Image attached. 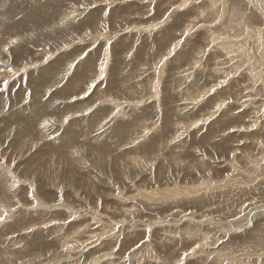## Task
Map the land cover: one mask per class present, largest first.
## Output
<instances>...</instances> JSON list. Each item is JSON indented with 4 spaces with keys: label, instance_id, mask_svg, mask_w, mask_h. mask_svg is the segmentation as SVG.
<instances>
[{
    "label": "rangeland",
    "instance_id": "1",
    "mask_svg": "<svg viewBox=\"0 0 264 264\" xmlns=\"http://www.w3.org/2000/svg\"><path fill=\"white\" fill-rule=\"evenodd\" d=\"M4 81L0 264H264V0H0Z\"/></svg>",
    "mask_w": 264,
    "mask_h": 264
},
{
    "label": "snow or ice",
    "instance_id": "2",
    "mask_svg": "<svg viewBox=\"0 0 264 264\" xmlns=\"http://www.w3.org/2000/svg\"><path fill=\"white\" fill-rule=\"evenodd\" d=\"M5 51H7V49H5ZM165 59H167V58H165ZM103 71H104V69H103V67H101V68H100V72L103 73ZM101 78H102V77H101ZM0 83L3 84V87H0V91L6 90V88H7V82L4 81V82H0ZM91 87H94V85H91ZM218 107H219V106H218ZM65 122H67V121H65ZM199 123H204V121H201V122H199ZM197 126H198V124H194V125H193V127H197ZM4 218H6V217H5V216H0V221H2ZM248 226L251 227V223H249ZM197 247H199V245H197Z\"/></svg>",
    "mask_w": 264,
    "mask_h": 264
}]
</instances>
